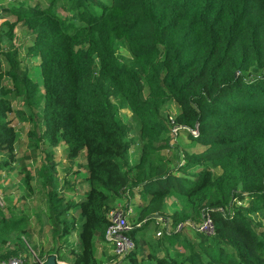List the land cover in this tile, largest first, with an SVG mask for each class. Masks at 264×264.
I'll return each instance as SVG.
<instances>
[{
	"label": "trees",
	"instance_id": "trees-1",
	"mask_svg": "<svg viewBox=\"0 0 264 264\" xmlns=\"http://www.w3.org/2000/svg\"><path fill=\"white\" fill-rule=\"evenodd\" d=\"M47 2L5 10L16 22L1 25L0 43L13 42L23 24L34 40L26 56L40 61L41 81L21 67L19 49L0 48V172L18 163L13 118L28 126L34 149L64 145L70 161L86 154L88 191L78 200L65 202L52 188V152L37 170L35 188L26 171L30 194L43 192L46 211L39 214L53 236L66 242L77 234L76 246L53 253L57 261L99 264L109 212L118 205L127 211L138 190L149 200L129 218L136 249L123 259L128 264H264V0ZM121 45L132 57L128 63L118 57ZM115 99L140 125L136 164L130 163L133 129L118 118ZM170 102L179 107L177 128L198 129L186 137L202 152L181 156L173 145L161 114ZM170 198L181 209L168 216ZM78 207L80 217L69 219ZM7 211L9 217L0 205V260L27 256L32 237L29 218ZM155 214L173 227L209 215L215 235L184 229L147 238ZM141 241L147 256L138 250Z\"/></svg>",
	"mask_w": 264,
	"mask_h": 264
},
{
	"label": "rangeland",
	"instance_id": "rangeland-1",
	"mask_svg": "<svg viewBox=\"0 0 264 264\" xmlns=\"http://www.w3.org/2000/svg\"><path fill=\"white\" fill-rule=\"evenodd\" d=\"M23 2L29 4V6L35 5L37 2H41L44 5L48 4L47 0H0V32L1 25L5 21H9L10 23L16 22L15 17L10 14H6L5 10H9L11 5L18 6ZM60 13L64 17L67 15L61 10ZM14 35L15 40L13 42L3 38L0 43V48L12 49L13 46L16 49H19L18 52L21 67L30 72L34 81L40 82L41 76L38 69L40 61L38 59H29L26 56L28 47H30L34 41L32 33L20 23L15 28ZM118 57L122 63H128L132 59L124 45L120 46ZM5 67L6 64L4 63V68ZM147 94L148 90L145 88L144 97H146ZM114 103L118 107V118L132 126L133 131L130 138L136 140V142L130 152V163L136 164L140 157V125L133 118L131 111L125 104L121 103L118 99H115ZM13 105L17 108H21L22 102L21 100H14ZM178 112V105L174 102H170L163 108L161 114L164 121L168 123L169 119L174 118ZM13 126H15L20 134L18 143L16 145V156L18 163L16 165H12L8 171L3 170L0 172V203L5 209L8 217L9 213L7 209H11L13 212L25 214L29 218L32 237L28 241L29 250L27 251V256L25 257L28 259V261L34 263L35 261L40 260L39 257L41 256V252H43L45 254L44 259L46 260L42 262H46L51 256L58 258L53 253H56L58 248L63 244H67V247H70V245L76 246L78 244V238L77 234H72L68 240L64 242L53 236L52 228L49 226V223H47L44 216L45 214H43V216L39 214L40 211H46V203L43 192L40 189H35V192L30 194L27 186L24 184L26 171L32 172L35 179L30 184L33 188H35L34 186L37 185V181L39 182V177L36 174L37 170L39 169L40 165L47 160V155L52 152L53 159L51 164H53L56 168L54 173L55 184L52 188L62 194V196L64 195L65 202H67L69 199L78 200L79 196L85 195L86 154L83 153L76 161H70L67 158L64 145L59 148H51L47 143L44 142L41 144L39 149H34L32 147L33 141L27 136V132L29 130L28 126L20 123V121L16 118H13ZM171 139L173 140V145L175 148H177V150H179L181 156L184 153H196L197 151L201 150V147H198V145L189 141L185 134L179 136L177 139L171 135ZM172 153V151L169 152L168 150L162 152V154L166 157H171ZM174 164H176V161ZM214 172L216 176L220 174V170H215ZM147 201L143 200L138 190L135 191V196L129 200L130 206L128 210H131L130 216L136 217L139 208L146 205ZM168 207V211L165 214L171 216L181 209V204L177 199L170 198ZM39 216H42V222L39 221ZM79 217L80 209L78 207L73 213V216H69V219L73 220L74 218L78 219ZM203 222L204 221L202 220L201 224H203ZM197 225H199V223ZM156 230L157 228L154 224L150 225L148 230L145 232V236L147 238L153 239L155 237ZM185 233L187 234V232ZM140 243L141 244L138 248L140 254L147 256L148 246L145 245L144 241H141ZM50 253L53 255L49 256ZM101 255H103V257L101 261H99V264H115L116 260H112L115 256L112 252V249H108L107 245L103 246L97 244V257H100ZM58 263L67 264L66 262L61 261ZM116 263L128 264V262L124 260H118Z\"/></svg>",
	"mask_w": 264,
	"mask_h": 264
},
{
	"label": "built area",
	"instance_id": "built-area-1",
	"mask_svg": "<svg viewBox=\"0 0 264 264\" xmlns=\"http://www.w3.org/2000/svg\"><path fill=\"white\" fill-rule=\"evenodd\" d=\"M169 124L172 127V136L175 139H177L179 136H182L183 134H198V129L191 131L189 129L177 128L175 126L174 118L169 119ZM0 205L2 206L1 203ZM130 213L131 210L126 211L121 205H118L108 214L109 224L106 230L105 240L106 243L111 246L113 254L118 258V260H123L127 255L136 249V244L129 235V233L132 231V226L129 222ZM203 221V224H201V222L199 225L187 222L173 227L167 216L155 214L153 221V224L157 228L155 236L156 238H160L164 234L179 233L184 229H192L207 236L215 235L214 226L210 216L206 215ZM38 263L40 264L39 261ZM0 264H35V262L32 263L28 261L26 257L20 256L6 260H0Z\"/></svg>",
	"mask_w": 264,
	"mask_h": 264
},
{
	"label": "crops",
	"instance_id": "crops-1",
	"mask_svg": "<svg viewBox=\"0 0 264 264\" xmlns=\"http://www.w3.org/2000/svg\"><path fill=\"white\" fill-rule=\"evenodd\" d=\"M198 147H201V150L200 151H197L196 153L202 152L204 150V148L202 146L198 145ZM84 191H85L84 193H86L88 191V185H87V183H86V189H84ZM169 201H170V199L168 200V202ZM168 202L166 204V212L168 211V208H169L168 207ZM98 244L103 245V246L107 245V248L108 249L111 248V246L109 244H107V243H98ZM112 252H113V250H112ZM102 257H103V255H101L100 257H97L98 261H101Z\"/></svg>",
	"mask_w": 264,
	"mask_h": 264
},
{
	"label": "water",
	"instance_id": "water-1",
	"mask_svg": "<svg viewBox=\"0 0 264 264\" xmlns=\"http://www.w3.org/2000/svg\"><path fill=\"white\" fill-rule=\"evenodd\" d=\"M40 264H59L57 261V258L54 256H51L48 258V260L46 262H40Z\"/></svg>",
	"mask_w": 264,
	"mask_h": 264
}]
</instances>
